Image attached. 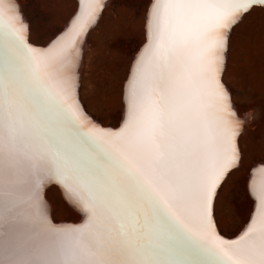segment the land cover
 <instances>
[{
  "label": "snow or ice",
  "instance_id": "6c2138e0",
  "mask_svg": "<svg viewBox=\"0 0 264 264\" xmlns=\"http://www.w3.org/2000/svg\"><path fill=\"white\" fill-rule=\"evenodd\" d=\"M79 3L71 27L39 49L23 34L18 7L9 0V15L0 0V35L8 38L0 61V264H264V186L253 189L256 212L235 239L213 218L218 189L240 160L225 52L234 28L264 0H154L117 130L92 122L72 99L73 50L103 7ZM46 179L82 222L54 223Z\"/></svg>",
  "mask_w": 264,
  "mask_h": 264
},
{
  "label": "rangeland",
  "instance_id": "374dc122",
  "mask_svg": "<svg viewBox=\"0 0 264 264\" xmlns=\"http://www.w3.org/2000/svg\"><path fill=\"white\" fill-rule=\"evenodd\" d=\"M16 2L28 22L30 40L44 45L63 28L75 11L77 0ZM150 2L107 0L86 34L78 97L88 114L105 126L117 125L124 116V78L133 53L145 41ZM257 6L232 31L222 75L235 111L246 118L237 137L239 163L220 187L215 202L219 229L228 237L237 234L254 211L250 182L253 170L264 163V6ZM45 197L52 220H75L81 216L63 200L55 185L47 189Z\"/></svg>",
  "mask_w": 264,
  "mask_h": 264
},
{
  "label": "bare ground",
  "instance_id": "6f19581e",
  "mask_svg": "<svg viewBox=\"0 0 264 264\" xmlns=\"http://www.w3.org/2000/svg\"><path fill=\"white\" fill-rule=\"evenodd\" d=\"M106 1L107 0H101V3L103 4V6H104V4L106 3ZM8 2H9V0H5V5H6V12L9 14V15H15V12L14 11H9L8 10V8H7V4H8ZM152 2H154V0H152ZM11 3H13V4H15L17 7H18V4H17V2H16V0H11ZM77 5H79V9H80V3H79V0H77V2H76V8H77ZM257 6V5H256ZM256 6H254V7H256ZM20 7V6H19ZM150 7H151V4L149 5V9H148V11L150 10ZM76 8H75V10H76ZM103 8V7H102ZM102 8H100L99 9V15H100V13H101V11H102ZM79 9H78V11L76 12V14L70 19V21L68 22V24H67V28H66V30H65V32L67 31V29L68 28H70L71 27V25H72V21L75 19V17H76V15H77V13L79 12ZM148 13V12H147ZM98 15V16H99ZM98 16H97V18H98ZM22 17V19L25 21L26 19L25 18H23V16H21ZM27 21V20H26ZM25 21V22H26ZM96 22V21H95ZM94 22V23H95ZM27 23L28 22H26V25H27ZM94 23H92V24H90V26H89V28H88V31L85 33V34H82V36H81V38L77 41V45H76V47L74 48V50H73V54H72V74H73V77H74V82H75V93H74V96L72 97V99H75L76 98V93H77V96H78V83H79V67H80V62H81V56H82V49H83V45H84V40H85V37H86V34L90 31V29H91V27L93 26V24ZM146 23H147V18H146V22H145V33H146V35H145V43L147 42V27H146ZM17 25L19 26V21L17 22ZM64 33V32H63ZM62 33V34H63ZM61 34V35H62ZM29 35H30V33H29V28H27V41L28 42H30V43H32V44H34V45H39V44H35V43H33L31 40H30V38H29ZM60 35V36H61ZM59 36V37H60ZM58 37V38H59ZM145 43L142 45V47L140 48V50L138 51V53L141 51V49L143 48V46L145 45ZM50 47V46H49ZM48 47V48H49ZM47 49V48H46ZM7 52H8V38H7V36L6 35H0V61H2L5 57H6V55H7ZM138 53L136 54V56L138 55ZM136 56H135V58H136ZM135 58H134V60H133V63H132V66H133V64H134V61H135ZM226 61V60H225ZM132 66H131V69H132ZM130 73H131V70H130ZM130 73H129V76H130ZM222 75H223V73H222ZM129 76H128V78H129ZM128 78H127V81H128ZM222 80H223V76H222ZM127 81H125V86H124V107H125V111H124V116H123V121H124V119H125V115H126V100H125V89H126V83H127ZM224 82V81H223ZM225 84V83H224ZM227 87V86H226ZM228 89V88H227ZM229 91V90H228ZM78 98V101H79V104L83 107V105H82V103H81V101H80V98L79 97H77ZM70 102H71V100H70ZM83 109H84V111L85 112H87L86 110H85V108L83 107ZM234 109H235V107H234ZM88 113V112H87ZM90 115V114H89ZM237 116H238V118L240 117L238 114H237ZM92 117V116H91ZM245 119L246 118H243V117H240L239 118V120L241 121V123L238 125V127L241 129L242 128V125H243V123L245 122ZM95 121H97V120H95ZM98 122V121H97ZM85 123H88V121L86 120L85 121ZM100 125H102V126H105V125H103V124H101L100 123ZM90 126V125H89ZM237 146H239L238 145V141H237ZM235 169V167L234 168H232L230 171H229V173H228V175H227V177L229 176V174L233 171ZM262 170H264V165H261V166H259V167H257V168H255L254 170H253V173H252V179H251V182H250V189H251V193H252V195H253V189H256V190H259L262 186H264V171H262ZM226 177V178H227ZM226 180V179H225ZM45 182H46V185H48L49 183H51V182H48L47 181V179L45 180ZM224 183V182H223ZM51 185H55L56 186V188L58 189V192H59V194H60V196L63 198V200H65L67 203H69L68 201H67V199L65 198V195H64V191H63V189L57 184H50V185H48L46 188H45V191H44V199L47 201V199H46V197H45V193H46V191H47V189L51 186ZM220 189V188H219ZM219 189H218V192H219ZM218 195V194H217ZM253 197H254V199H255V207L253 208L254 209V211H253V213H252V215H251V217H250V221H251V218H252V216L254 215V213L256 212V205H257V200H256V197L253 195ZM216 198H217V196L215 197V199H214V203H213V217H214V220H215V222H216V224H217V227H218V231L220 232V234H222L221 233V231H220V229H219V226H218V223H217V220H216V217H215V202H216ZM69 205L70 206H72V207H74L71 203H69ZM46 207H47V214L49 215V217L52 219V217L50 216V204L48 203V201L46 202ZM75 209H77V211H79L80 213H81V217L83 218V213L78 209V208H76V207H74ZM54 221V220H53ZM250 221H249V223H250ZM55 222V221H54ZM82 222V221H81ZM248 223V224H249ZM247 224V225H248ZM247 226H245V228H246ZM223 236H225V237H228V236H226V235H224V234H222Z\"/></svg>",
  "mask_w": 264,
  "mask_h": 264
},
{
  "label": "water",
  "instance_id": "95a60500",
  "mask_svg": "<svg viewBox=\"0 0 264 264\" xmlns=\"http://www.w3.org/2000/svg\"><path fill=\"white\" fill-rule=\"evenodd\" d=\"M152 3V0H151V2H150V4ZM149 4V5H150ZM78 9H79V5H77V8H76V10L70 15V17L68 18V20L66 21V23L64 24V26H63V28L62 29H60L53 37H51L49 40H48V42L46 43V44H44V45H34V44H32V43H30V42H28L29 44H31L34 48H39V49H46V48H48L49 46H51L52 44H53V42H55L57 39H58V37L63 33V32H65V30H66V26H67V24H68V22L70 21V19L76 14V12L78 11ZM148 9H149V6H148ZM148 11V10H147ZM18 12L20 13V14H23L19 9H18ZM22 16V15H21ZM21 19H22V17H21ZM22 22L24 23V24H26V22L22 19ZM20 23V22H19ZM25 36H26V38H27V32H25V33H23ZM146 41V40H145ZM145 41L142 43V44H140V46H139V49L137 50V51H135L134 53H133V58H131V61H130V65H129V67H128V71H127V74H126V77L124 78V82L126 81V79L128 78V76H129V73H130V69H131V66H132V63H133V60H134V57H135V55L138 53V51L140 50V48L142 47V45L145 43ZM124 82H123V86H124ZM78 96H77V93H76V98L75 99H78L77 98ZM81 106V105H80ZM82 107V106H81ZM82 109H83V107H82ZM83 112H84V114L92 121V122H94V123H96L98 126H100V127H102V128H105V129H112V130H117V129H119L121 126H122V123H123V115H122V117H120V119H119V121L117 122V125H114V126H112V125H107V126H102V125H100V123L99 122H97V121H95V119L93 118V117H91L92 115H89L87 112H85L84 111V109H83ZM240 118V117H239ZM258 163V162H257ZM262 165H264V163H261ZM255 167V166H254ZM252 168H253V166H252ZM251 168V169H252ZM250 169V170H251ZM54 182H51V183H49L48 185H50V184H53ZM54 184H56V183H54ZM48 185H46V187L48 186ZM57 185V184H56ZM46 201V200H45ZM47 202V201H46ZM69 204V203H68ZM71 208H72V210H74V211H76L77 213L79 212V211H77V209H75L74 207H72V206H70ZM79 214V213H78ZM214 218V217H213ZM82 221V217L80 216V214H79V216H78V218L77 219H75V220H73V219H68V220H58V221H55L54 223H56V224H58V225H63V224H76V223H80ZM249 221H250V218H249V220L247 221V222H245L244 223V226H243V228L237 233V234H235L234 236H231V237H225L226 239H235L236 237H238L242 232H243V230L245 229V226H247V224L249 223ZM222 235V234H221Z\"/></svg>",
  "mask_w": 264,
  "mask_h": 264
},
{
  "label": "crops",
  "instance_id": "0c3cea01",
  "mask_svg": "<svg viewBox=\"0 0 264 264\" xmlns=\"http://www.w3.org/2000/svg\"><path fill=\"white\" fill-rule=\"evenodd\" d=\"M256 7H258V6H256ZM256 7H254V8H256ZM239 87V86H238ZM236 88H237V85H236Z\"/></svg>",
  "mask_w": 264,
  "mask_h": 264
}]
</instances>
